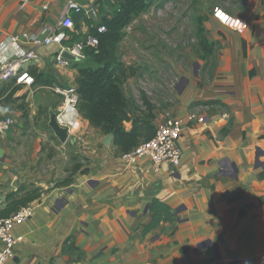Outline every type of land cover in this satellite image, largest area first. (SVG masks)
Here are the masks:
<instances>
[{"label":"crops","instance_id":"obj_1","mask_svg":"<svg viewBox=\"0 0 264 264\" xmlns=\"http://www.w3.org/2000/svg\"><path fill=\"white\" fill-rule=\"evenodd\" d=\"M75 1L68 8L69 0H0V54L12 35L44 37L66 10L74 22L67 42L83 39L98 21L99 0ZM240 3L230 12L244 28L203 21L216 45L200 56V77L165 104L150 99L156 128L168 116L204 118L186 125L181 164L164 163L159 173L147 157L127 164L114 137L105 144L107 134L79 110L63 115L69 138L61 142L49 112L62 109L55 86L78 88V68L56 62L57 43H21L40 54L26 65L39 77L31 87L9 82L0 89V116L14 120L0 132V198L7 201L0 216L8 214L10 193L24 186L45 191L31 202L34 215L14 226L23 240L8 264H264V0ZM132 128L133 121L124 122ZM154 200L173 217L148 230Z\"/></svg>","mask_w":264,"mask_h":264},{"label":"trees","instance_id":"obj_2","mask_svg":"<svg viewBox=\"0 0 264 264\" xmlns=\"http://www.w3.org/2000/svg\"><path fill=\"white\" fill-rule=\"evenodd\" d=\"M153 1L99 0L96 2L101 13L98 21L91 24L90 33L99 37V46L87 48V58L75 62V66L78 68L80 97L78 110L102 133L114 134L113 144L121 153L132 150L141 142L151 139L156 133V126L153 123L155 105L147 93L142 90V104L146 110L142 114L138 113L141 110L139 102L135 97L128 96L125 90V82L129 76L136 73V70L132 66H127L119 53V45L124 37L125 29L140 15L148 11ZM81 15H85L84 10H81ZM198 21L201 23L199 33L202 36L201 44L204 51L201 57L205 58L207 55L213 54L216 44L209 42L204 34V18H199ZM100 25L106 26L105 32L98 31ZM76 28H78V23ZM81 38V35H76L68 43L73 44ZM31 73L39 77L35 70H31ZM125 121H133V128L130 131L124 129ZM70 181L71 179H67L64 184H68ZM23 191L25 192L21 195ZM44 191L36 186L27 190L24 186L16 192L10 193L7 197L6 212L10 214L20 206L33 202L40 198ZM150 211L152 220L147 226L148 230L173 217L171 208L159 200H154L151 203Z\"/></svg>","mask_w":264,"mask_h":264},{"label":"rangeland","instance_id":"obj_3","mask_svg":"<svg viewBox=\"0 0 264 264\" xmlns=\"http://www.w3.org/2000/svg\"><path fill=\"white\" fill-rule=\"evenodd\" d=\"M241 1L154 0L127 29L121 43L122 61L136 70L125 82L127 95L142 102L144 90L156 104L177 98L180 89L200 77L204 51L198 19L212 17L214 6L230 12Z\"/></svg>","mask_w":264,"mask_h":264},{"label":"built area","instance_id":"obj_4","mask_svg":"<svg viewBox=\"0 0 264 264\" xmlns=\"http://www.w3.org/2000/svg\"><path fill=\"white\" fill-rule=\"evenodd\" d=\"M75 0H69L68 8L77 7ZM220 23L229 26L234 30H239L246 26V22L241 18L232 16L230 12L222 6L213 7V16ZM74 29V22L70 17L68 10L59 22L56 29L50 30L44 37L32 40L29 33L15 34L10 36V44L8 50L2 51L0 54V89L9 82L16 85L33 86L35 84V76L26 68L31 62L36 61L40 54L36 48L25 50L22 48V42H30L34 46H50L54 43L59 44L60 48L55 54V60L63 66H71L72 60L63 56L64 51L81 59L87 58V48H97L99 46V37L95 34L88 33L83 39L69 44L67 41L70 36L66 30ZM105 25H100L98 31L100 33L106 31ZM55 90L63 96V104L61 111L57 114L58 120L63 121V115L68 112H77L79 105V92L75 87H64L57 85ZM3 110L0 109V113ZM197 119L203 122L204 118L197 117L195 114L189 116L187 121L183 118L168 116L156 128L155 135L146 141L141 142L132 150L121 154V158L127 164H136L143 157L151 160L152 168L159 173L164 163H169L173 167H177L182 161V150L179 146V139L186 129L189 120ZM14 122L12 117H3L0 119V132L7 130ZM7 201L0 198V210L6 205ZM35 213V207L32 203L20 206L16 211L7 216H0V264H8L9 259L14 256L16 245L23 240V236H16L13 228L18 223L29 220Z\"/></svg>","mask_w":264,"mask_h":264},{"label":"water","instance_id":"obj_5","mask_svg":"<svg viewBox=\"0 0 264 264\" xmlns=\"http://www.w3.org/2000/svg\"><path fill=\"white\" fill-rule=\"evenodd\" d=\"M93 10L89 12V14H92ZM63 56H65L66 58L73 60V61H81L82 59L74 56L72 54H70L69 51H64ZM50 121H49V125L51 127V129L54 131L55 135L58 137V139L65 143L67 142L68 138H69V129L66 126H63L60 121L58 120L57 117V112H55L52 108L50 109ZM114 134L109 133L107 134L102 141L107 144L110 145L111 140L113 139ZM3 155V151L0 148V157H2Z\"/></svg>","mask_w":264,"mask_h":264},{"label":"clouds","instance_id":"obj_6","mask_svg":"<svg viewBox=\"0 0 264 264\" xmlns=\"http://www.w3.org/2000/svg\"><path fill=\"white\" fill-rule=\"evenodd\" d=\"M82 60H83V59H82ZM82 60H81V61H82ZM74 62H78V61H73V60H72V64H73ZM72 64H71V65H72ZM30 72H31V71H30ZM35 79H36V78H35ZM12 82H13V81H12ZM35 83H36V81H35ZM57 114H58V113H57ZM3 117H4V115H1V116H0V119L3 118ZM60 123H61V122H60ZM63 126H64V125H63ZM67 128H68V127H67Z\"/></svg>","mask_w":264,"mask_h":264}]
</instances>
